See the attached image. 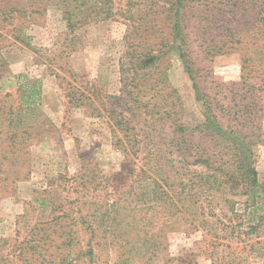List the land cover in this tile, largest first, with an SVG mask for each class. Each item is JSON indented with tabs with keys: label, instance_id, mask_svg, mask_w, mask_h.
<instances>
[{
	"label": "rangeland",
	"instance_id": "rangeland-1",
	"mask_svg": "<svg viewBox=\"0 0 264 264\" xmlns=\"http://www.w3.org/2000/svg\"><path fill=\"white\" fill-rule=\"evenodd\" d=\"M136 3L141 12L132 23L115 14L122 7L118 2L112 17L95 20L88 10L92 4L76 9L65 0H0V264H12L20 254L18 241L25 238L33 239L26 247L35 246L29 251L34 264H224L233 259L264 264V237L238 238L236 232L217 239L223 233L216 219L202 214L206 207L209 213L208 205L201 210L189 198L220 197L208 185L200 186L202 181L197 191L186 192L185 204L177 202V188L169 191L178 211L171 201H154L146 152L168 149L165 135L173 131V122L196 128L204 116L189 75L170 50L175 0ZM187 6L195 78L206 99L230 104L232 110L224 114L231 119L244 117L242 99L256 102L251 125L259 128L255 167L264 187L263 77L251 74L244 81L238 53L209 57L195 28L199 4L189 0ZM11 7L25 12L8 19L3 12ZM150 53L161 55L160 62L134 81L133 65ZM130 84L144 91L139 99L155 108V119L170 110L174 119L137 118L131 133L144 141L135 156L124 152L113 132L122 135L125 129L119 132L114 124ZM74 96L85 104L75 106ZM165 158L162 174L174 176ZM139 165L143 178L132 175ZM229 197L237 204V218L244 217L246 197ZM229 211L223 221L234 217ZM91 229L96 231L92 259L87 255ZM64 231L71 233L62 237ZM228 244L233 249L224 254Z\"/></svg>",
	"mask_w": 264,
	"mask_h": 264
},
{
	"label": "trees",
	"instance_id": "trees-1",
	"mask_svg": "<svg viewBox=\"0 0 264 264\" xmlns=\"http://www.w3.org/2000/svg\"><path fill=\"white\" fill-rule=\"evenodd\" d=\"M137 1L139 0H65L67 6L74 4L76 9L87 8L92 4L88 10L93 13L95 20L112 17L114 15L112 10L116 8L118 2L122 7L117 8L115 14L127 16L128 19L132 20V23L135 21L134 17L136 15L140 16L141 12L139 4L136 3ZM188 1L175 0L171 7L175 22L172 29L173 44L170 50L176 52L175 54L180 58L185 72L193 83L196 101L204 116L202 122L196 128L177 124L173 122L172 110L164 111L158 119H155L157 116L155 108L149 109L139 99L140 94L144 91L139 89L138 85L133 87L130 84L125 86L124 91L127 98L123 99L124 105L120 107L121 112L118 113L114 124L118 131L119 128L125 129L122 131V135L113 132L117 138V143L122 145L124 152L127 155L135 156L139 152L137 146L144 141L143 138L142 140L138 139V136H140L138 133H131L132 130L137 128L135 120L148 114H150L153 123L166 121V118L171 120L173 124L170 127H174V129L171 133H168L169 135H165L168 149L158 152L150 149L146 152L147 156L154 162V164H151V161L150 164L145 163L146 167L151 166L149 171L154 175V177H147V179H153L154 188L151 193L154 196V201L170 205L169 201L172 203L174 200L171 198L169 191L173 192L174 190L175 192L178 189V192L175 193L178 197L177 202L185 204L188 200L187 197H189L186 192L197 191L200 186L206 184L210 190L214 189L218 192L220 197L215 194L204 200H201V198L195 200L194 198L198 197L197 195L189 198H191L193 205L201 210L205 204L208 205L209 213L206 207L202 214L216 219V226L224 234L218 236L217 239L229 238L234 236L236 232L239 233L238 238H241L242 235L247 237L251 234H256V238L264 237V187L259 183L254 152L255 139L258 137L259 128L254 124L251 125V118L255 116L257 105L253 99H242L243 104L241 106L244 117L237 115V119H231V115L224 114L228 110H232L230 104L220 102L216 104L211 99H206L201 92L195 78L194 53L188 23L190 13L187 10ZM197 3L199 6H197L198 14L196 15L197 24L195 28L200 32L198 40L203 43L207 55L216 57L238 53L242 56V66L244 72H246L242 77L244 81L249 80L248 77L254 74L257 78L263 77L262 81L264 82V0H197ZM24 12L23 9L11 7L4 10L3 14H6L7 18L10 19ZM71 14L69 11L66 13L69 28L72 30ZM90 17L92 16L90 15ZM160 54L164 55L165 52L161 53L160 51ZM139 58L133 65L134 69H132L134 81L139 76L138 73L159 63L161 55L150 53L141 55ZM96 91L98 90L96 89ZM74 98L71 101L75 102V106L85 104L84 99H81V97ZM22 100L25 101V99ZM134 103L138 105H134ZM141 108H145L146 111H140ZM126 110L130 114L129 116L126 115ZM219 113H222V115ZM245 114L249 116H245ZM242 118L243 123H241ZM236 120V124L240 123L242 127H237L234 124ZM116 128L114 129L116 130ZM197 133H200L199 141L197 140ZM147 156L144 159L148 158ZM164 157H166L164 159L166 163L171 164L174 176L165 177V173L162 174L165 167L161 163V159ZM141 167L143 168L141 165L137 166L132 175L143 178L145 171ZM77 177L73 179L76 181L78 180ZM84 177L83 174L79 179ZM201 181L202 183L199 186ZM183 195L184 199H181ZM237 195L246 197L243 205L245 213L242 218H237L240 217L236 214L235 207L237 204L229 197ZM172 204V207L177 208L178 211L177 204ZM227 208L228 211L231 210L229 214H235L228 222L223 221L226 216L224 212ZM133 221L136 223L138 220L134 219ZM130 225L131 223L128 222L125 226ZM244 227L247 230L243 229ZM54 233L57 234V231L55 230ZM70 233L64 231L62 237L70 235ZM90 234L91 239L87 244V255L92 259L95 256L92 246L93 238L96 236L95 229H91ZM26 239L21 242L18 241L20 243L19 249H21L20 254L15 260H11L12 264H34V257L29 256V251H35V246H31V249L26 247L33 239L28 241ZM72 242L70 238V245ZM226 247L222 250L224 254L227 249H233L229 244ZM224 260L226 261L227 258H224ZM224 264L239 263L236 262V259H233L226 261Z\"/></svg>",
	"mask_w": 264,
	"mask_h": 264
}]
</instances>
